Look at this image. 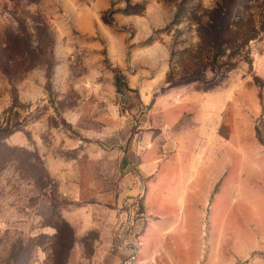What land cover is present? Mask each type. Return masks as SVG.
Returning <instances> with one entry per match:
<instances>
[{
    "label": "rangeland",
    "instance_id": "1",
    "mask_svg": "<svg viewBox=\"0 0 264 264\" xmlns=\"http://www.w3.org/2000/svg\"><path fill=\"white\" fill-rule=\"evenodd\" d=\"M220 1L0 0V123L17 126L0 134V264H117L115 244L143 246L147 183L173 185L188 160L210 183L193 204L201 222L183 219L200 233L195 264H264V249L244 251L264 244V0L234 1L254 38L197 108V117L224 109L223 134L198 138L176 130L190 115L175 124L167 103L154 109L169 87L205 91L167 78L178 80V52L196 44V21Z\"/></svg>",
    "mask_w": 264,
    "mask_h": 264
},
{
    "label": "crops",
    "instance_id": "2",
    "mask_svg": "<svg viewBox=\"0 0 264 264\" xmlns=\"http://www.w3.org/2000/svg\"><path fill=\"white\" fill-rule=\"evenodd\" d=\"M188 92L191 97H187ZM209 93H216V91H200L191 88L190 85L169 87L159 94L158 100L154 102V109L156 110L159 108V111H163L161 109V103H167L164 105L166 109L168 107L169 111L175 110V121H172V116L169 114L170 123L175 124L179 123L181 116L190 115L192 117L191 120H189L190 122L188 121L187 124L181 123L182 125L176 128V130H181L182 132L194 130L195 133L199 135L198 138H203L201 136L209 133L210 130H212L210 134L214 136L220 132L223 134L224 109L217 115H210L209 111L206 112L205 110H201L197 117V108L201 107L205 99L209 96ZM169 94L177 96L174 102L167 97ZM187 107H190V109H187ZM214 122H216V125H213ZM185 140L186 138L181 139L182 143H184ZM183 150L185 153V149ZM258 155L264 158V153ZM154 162L155 159H152L151 162H147V164L143 165L142 170L146 172L147 175L157 172L154 171ZM181 166L180 175L171 182L173 185H169L168 183L167 188L164 186L163 189H159L157 186L158 184L155 182L151 183L152 179L147 183L146 189L144 190L143 204L146 222L143 227V230H145L143 235V246L139 249V257L143 264H195L200 256L198 251H196V258L194 254L191 253L194 242L192 230H197V236H199L200 233L198 228L196 226L193 229L190 228L187 226V223L183 222V219L187 220L193 218V220L196 221L195 225L201 222L200 219L203 215V210L201 207L193 208V204L204 202L209 193L210 183L208 182V173L206 168H203L202 165H197V163H192L191 161L189 162V160L188 163L185 165L181 164ZM224 175V169L222 167H217L211 175L212 183L218 180V184ZM233 188L239 192L240 182L234 184ZM157 189L161 192V197L158 198L157 204H155L152 203V199L156 196ZM251 196L252 194L248 201L252 199ZM184 202L188 204V211L186 210V213L182 211L181 213L180 206L178 205ZM259 203L260 207H264V201H260ZM260 216L257 215V218L260 219ZM258 248L264 249V244L257 247L248 245L244 251Z\"/></svg>",
    "mask_w": 264,
    "mask_h": 264
},
{
    "label": "trees",
    "instance_id": "3",
    "mask_svg": "<svg viewBox=\"0 0 264 264\" xmlns=\"http://www.w3.org/2000/svg\"><path fill=\"white\" fill-rule=\"evenodd\" d=\"M234 1L221 0L211 9L203 11L201 18L196 21L198 37L196 44L188 45L178 52L180 63H184L178 80L175 82L168 76L167 82L170 84L198 82L204 85L202 89L205 91L221 84L226 73L234 66L231 59L238 53V48L255 35L251 19L244 21L234 12L232 6ZM243 24H246L245 28ZM239 41L240 44H237ZM227 49L230 50L229 53ZM216 64L218 69L214 68ZM208 70H217L215 78H206ZM11 101L15 106L17 97L12 96ZM16 127V123L8 117L0 123L1 136L11 133Z\"/></svg>",
    "mask_w": 264,
    "mask_h": 264
},
{
    "label": "built area",
    "instance_id": "4",
    "mask_svg": "<svg viewBox=\"0 0 264 264\" xmlns=\"http://www.w3.org/2000/svg\"><path fill=\"white\" fill-rule=\"evenodd\" d=\"M114 249L120 254L117 264H143L139 257V248L120 243L115 244Z\"/></svg>",
    "mask_w": 264,
    "mask_h": 264
}]
</instances>
